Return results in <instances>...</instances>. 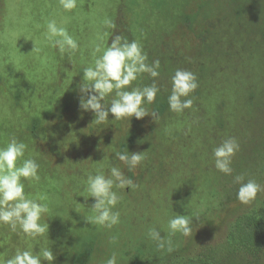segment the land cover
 Masks as SVG:
<instances>
[{"label": "rangeland", "instance_id": "obj_1", "mask_svg": "<svg viewBox=\"0 0 264 264\" xmlns=\"http://www.w3.org/2000/svg\"><path fill=\"white\" fill-rule=\"evenodd\" d=\"M52 19L77 39L74 55L49 45ZM105 19L115 23L114 35L139 41L148 63L159 60L160 91L148 106L158 119L109 114L97 125L80 108L83 70L113 31ZM178 69L193 72L199 85L180 115L168 106ZM152 82L142 74L132 87ZM10 136L40 165L39 182L24 181L25 193L47 195L48 231L31 240L0 225V264L29 245L50 247L51 264H104L114 252L117 264H264V192L242 205L233 179L264 187V0H78L72 12L59 0H0V146ZM230 137L240 149L232 175H224L213 149ZM126 150L144 152L131 171L114 158ZM111 165L139 187L117 190L121 222L107 230L90 223L95 201L85 181ZM173 213L192 218L193 233L172 236L169 252L146 234L156 228L167 238Z\"/></svg>", "mask_w": 264, "mask_h": 264}, {"label": "clouds", "instance_id": "obj_2", "mask_svg": "<svg viewBox=\"0 0 264 264\" xmlns=\"http://www.w3.org/2000/svg\"><path fill=\"white\" fill-rule=\"evenodd\" d=\"M77 2L78 0H59V5L65 12H72L76 9ZM104 25L113 31L105 32L100 37L102 42L92 51V64L83 70L82 82L78 85L80 108L91 111L95 117L93 122L97 125L109 123V114L114 118L112 121L129 122L133 117L141 120L146 116L153 120L158 119V114L150 113L148 106L156 101L160 91L156 83L160 75L159 60L148 63L147 53L139 41H129L120 34L114 35L116 25L109 19H105ZM104 37H111V43L108 44L109 39L105 40ZM45 38L61 54L74 55L79 50L77 39L69 33L67 27L58 25L55 19L47 22ZM142 74H147L152 79V84L132 87L133 82ZM171 85V94L168 96L169 111L183 114L193 106V99L189 97L199 86L197 76L191 71L178 69L171 77ZM27 147V144L15 136H10L6 144L0 146V225H6L12 232L19 230L26 239L36 240L47 234L48 224L43 217L49 212V207L46 194L31 196L25 193L24 181L38 183L40 180V165L35 159L24 158ZM239 149L238 141L231 137L215 147V169L224 175H232V160ZM143 153L130 154L126 150L115 152L114 158L131 171L144 160ZM233 179L239 185L237 199L242 205L251 204L259 193L264 192V187L255 180L244 182L243 175H237ZM85 184V191L95 201L91 207L94 216L90 223L107 230L121 222L120 212L114 210L122 199L117 190L123 192L125 189L135 190L139 187L115 165L109 166L107 175L102 169L95 175L88 174ZM192 222L193 219L188 215L173 213L167 222V238L161 236L156 228H149L146 235L155 242L158 249L167 247V251L171 252V237L177 233L184 237L192 235ZM116 239L113 235L111 242L115 243ZM53 260L50 247L34 252L32 245H29L26 250L17 249L2 264H42L44 261L51 264ZM104 264H117V254L112 253Z\"/></svg>", "mask_w": 264, "mask_h": 264}, {"label": "trees", "instance_id": "obj_3", "mask_svg": "<svg viewBox=\"0 0 264 264\" xmlns=\"http://www.w3.org/2000/svg\"><path fill=\"white\" fill-rule=\"evenodd\" d=\"M232 1V0H231ZM233 10H234V12H235V8H234V6H233ZM239 16V15H238ZM250 98H252V97H250Z\"/></svg>", "mask_w": 264, "mask_h": 264}]
</instances>
